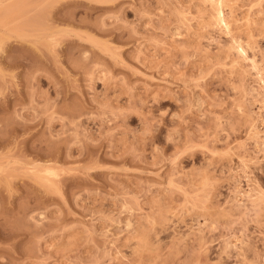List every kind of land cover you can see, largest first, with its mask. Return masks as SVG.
<instances>
[{"label": "rangeland", "instance_id": "rangeland-1", "mask_svg": "<svg viewBox=\"0 0 264 264\" xmlns=\"http://www.w3.org/2000/svg\"><path fill=\"white\" fill-rule=\"evenodd\" d=\"M0 264H264V0H0Z\"/></svg>", "mask_w": 264, "mask_h": 264}]
</instances>
